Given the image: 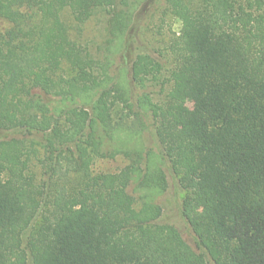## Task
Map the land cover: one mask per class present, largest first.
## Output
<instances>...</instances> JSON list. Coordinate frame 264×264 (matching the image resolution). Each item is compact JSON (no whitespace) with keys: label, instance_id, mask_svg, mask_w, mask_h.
I'll use <instances>...</instances> for the list:
<instances>
[{"label":"trees","instance_id":"obj_1","mask_svg":"<svg viewBox=\"0 0 264 264\" xmlns=\"http://www.w3.org/2000/svg\"><path fill=\"white\" fill-rule=\"evenodd\" d=\"M133 1L0 0V264H264V0H143L139 11L162 1L183 20V36L167 41L171 89L146 104L198 248L157 204L136 208L134 181L168 185L144 154L93 169L116 158L97 132L111 139L124 126L113 113L132 111V91L72 39L62 14L81 26L105 10L125 57ZM129 62L140 85L164 66L149 54Z\"/></svg>","mask_w":264,"mask_h":264},{"label":"rangeland","instance_id":"obj_2","mask_svg":"<svg viewBox=\"0 0 264 264\" xmlns=\"http://www.w3.org/2000/svg\"><path fill=\"white\" fill-rule=\"evenodd\" d=\"M143 0H134L132 11H138V16L132 21L134 25L130 31L131 48L129 55L123 57V36L113 40L108 32V15L105 10L98 9L93 16L81 26L73 18L69 8L63 11V19L70 26L72 39L78 42L92 57L102 61L109 68L111 75L118 79L123 86L132 91V111L119 105L114 110V119L123 123V127L116 131L115 136L107 138L101 128L98 135L103 142V149L118 152L116 158L96 159L93 169L95 172H116L130 163L123 151H137L144 154L151 167L164 171L167 177V188H144L135 181L131 192L136 200V208L143 203L157 204L162 209V222L175 226L184 239L194 248H198L197 238L182 214V202L186 190L182 187L179 177L173 172L171 166L162 159L161 146L155 135V125L151 110L146 104V98L162 101L171 89L169 81L173 67L171 55L167 50V41L171 36L182 37L184 31L183 20L167 11L166 4L156 1L151 10L143 12ZM142 3V5H141ZM138 9V10H137ZM137 54H149L163 62V70L157 79L148 81L144 85L134 83L130 73V60ZM195 103V95L191 94L187 106L191 109ZM60 109V106H58ZM124 117V118H123ZM36 157V156H35ZM36 159V158H35ZM31 167L40 174V167L36 160L31 162ZM137 179V178H136ZM204 212V206H198Z\"/></svg>","mask_w":264,"mask_h":264}]
</instances>
